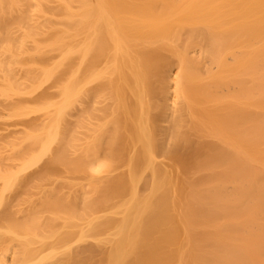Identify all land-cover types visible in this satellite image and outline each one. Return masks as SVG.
Returning a JSON list of instances; mask_svg holds the SVG:
<instances>
[{
	"label": "bare ground",
	"instance_id": "bare-ground-1",
	"mask_svg": "<svg viewBox=\"0 0 264 264\" xmlns=\"http://www.w3.org/2000/svg\"><path fill=\"white\" fill-rule=\"evenodd\" d=\"M0 102L73 264H264V0H0Z\"/></svg>",
	"mask_w": 264,
	"mask_h": 264
},
{
	"label": "rangeland",
	"instance_id": "rangeland-1",
	"mask_svg": "<svg viewBox=\"0 0 264 264\" xmlns=\"http://www.w3.org/2000/svg\"><path fill=\"white\" fill-rule=\"evenodd\" d=\"M33 117L18 115L0 102V167L11 169L7 174L0 169V264H28L29 257L41 260L32 258L29 264H73L70 245L86 243L77 239L75 225L79 220L86 224L88 216L77 211L59 213L55 208L58 192L73 185L59 182V176L67 175L65 170L54 162L47 165L55 151L43 154L39 142L29 143L21 128ZM77 177L82 183L88 179L85 173ZM26 179H30L28 187H24ZM14 199L19 200L15 205ZM55 242L57 250L52 249Z\"/></svg>",
	"mask_w": 264,
	"mask_h": 264
}]
</instances>
